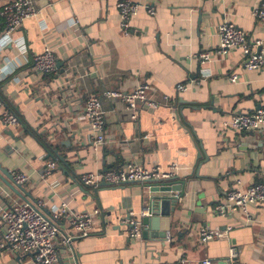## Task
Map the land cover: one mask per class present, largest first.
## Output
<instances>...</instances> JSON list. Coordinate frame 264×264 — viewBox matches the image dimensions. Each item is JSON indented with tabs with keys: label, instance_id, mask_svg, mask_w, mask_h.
<instances>
[{
	"label": "crops",
	"instance_id": "obj_1",
	"mask_svg": "<svg viewBox=\"0 0 264 264\" xmlns=\"http://www.w3.org/2000/svg\"><path fill=\"white\" fill-rule=\"evenodd\" d=\"M134 1L140 8L124 35L114 0H32L37 16L25 20L0 52V165L28 181L21 191L2 177L0 206L42 202L46 215L61 204L71 214L98 210L90 234L73 239L70 247L61 243L73 234L68 218L59 221L62 264H264V204L250 207L249 220L214 210L231 187L264 181V127L237 133L226 126L233 113L264 106V69L246 70L239 50L216 53L217 27L225 21L264 49V23L254 15L258 0ZM44 49L59 64L53 75L33 70V58ZM204 52L211 59L202 64L197 57ZM140 83L154 88L157 106L138 103L136 120L122 102L103 96L130 92ZM178 84L190 88L179 93ZM91 97L100 99L105 113L99 146L92 144L82 117ZM6 113L16 115L18 126L3 125ZM50 162L55 168L47 174ZM172 162L184 168L186 188L170 214L165 241L143 238L142 230L139 239L129 238L128 226L121 224L140 219L150 195L146 185L92 188L79 182L84 173L132 163L166 170ZM200 229L217 234L202 244ZM3 235L0 219V244ZM0 264L33 261L4 246Z\"/></svg>",
	"mask_w": 264,
	"mask_h": 264
},
{
	"label": "built area",
	"instance_id": "obj_2",
	"mask_svg": "<svg viewBox=\"0 0 264 264\" xmlns=\"http://www.w3.org/2000/svg\"><path fill=\"white\" fill-rule=\"evenodd\" d=\"M120 16V29L124 35L131 32V20L137 15L140 5L134 0H114ZM258 8L254 15L260 23H264V0H258ZM150 15H154L153 8L145 7ZM0 16L3 19V32L0 35V52L13 42L12 35L20 28L25 20L35 18L37 9L32 0H3L0 2ZM217 34L219 45L216 49L218 56H225L231 50H239L244 57L243 67L246 70L264 69V49L261 42L250 43L245 33L233 23L225 21L218 25ZM199 61L204 64L210 61L209 52L201 53ZM33 70L37 73L53 75L57 72V62L49 49H44L36 55L32 61ZM237 76L232 74L230 82H236ZM189 85L178 84L176 91L185 93ZM156 91L147 83L137 84L130 92L107 91L103 94L107 99L120 101L125 105V110L132 120L137 119L138 103H146L155 108ZM91 129L93 136L92 144L99 146L104 141L105 113L101 101L97 97L86 100L83 114ZM175 116L173 115L172 118ZM2 123L6 128L18 126L16 115L6 113L2 117ZM237 133L255 131L264 127V106L252 113H233L230 121L226 124ZM264 145V133L262 136ZM55 168V163L47 165L46 172L49 174ZM16 184L22 185L28 181V177L22 173L12 176ZM186 173L184 168L172 162L166 170L159 166L145 168L137 164H129L126 169H109L99 173H84L79 177V182L85 187L97 188L100 185L117 186L124 184L139 183L143 185L160 184L171 180H184ZM256 204H264V181L250 185L244 189L231 187L222 201L214 210L222 216L230 213H240L247 220L250 219V207ZM99 214L93 210L86 214H71L65 204L51 209L50 213H44V203L37 202H13L9 206H0V219L4 226L3 242L0 248L8 246L16 254L31 255L33 264H62L57 237L60 234L59 221L68 218L69 226L73 231L70 236L62 238L61 243L70 247L73 239L85 238L90 234L94 218ZM122 225L128 226V237L139 239L142 226L139 220H121ZM216 231L200 229L198 238L202 244L212 240ZM234 256V252L231 253ZM200 264H213L210 260H203Z\"/></svg>",
	"mask_w": 264,
	"mask_h": 264
},
{
	"label": "water",
	"instance_id": "obj_3",
	"mask_svg": "<svg viewBox=\"0 0 264 264\" xmlns=\"http://www.w3.org/2000/svg\"><path fill=\"white\" fill-rule=\"evenodd\" d=\"M59 67V64L57 65ZM8 183L14 184L19 190L24 191L22 186L14 183L12 175L7 169L0 165V179ZM11 184V185H12ZM9 185V184H8ZM9 185L10 189L19 195V193ZM105 185V184H103ZM150 195L146 199V206L139 222L142 229V236L146 238L148 235L156 239L165 241L170 231V214L174 212L176 204L184 197L186 184L184 180H171L160 184H148ZM27 202L26 200H23ZM194 213H197V211ZM194 222L192 217L191 223ZM161 223V228L160 226ZM217 264H231L226 260L218 261Z\"/></svg>",
	"mask_w": 264,
	"mask_h": 264
},
{
	"label": "rangeland",
	"instance_id": "obj_4",
	"mask_svg": "<svg viewBox=\"0 0 264 264\" xmlns=\"http://www.w3.org/2000/svg\"><path fill=\"white\" fill-rule=\"evenodd\" d=\"M143 214V213H142Z\"/></svg>",
	"mask_w": 264,
	"mask_h": 264
}]
</instances>
